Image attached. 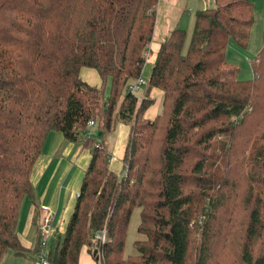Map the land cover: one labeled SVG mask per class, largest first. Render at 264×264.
<instances>
[{"label": "trees", "instance_id": "obj_1", "mask_svg": "<svg viewBox=\"0 0 264 264\" xmlns=\"http://www.w3.org/2000/svg\"><path fill=\"white\" fill-rule=\"evenodd\" d=\"M157 5L0 0V261L7 251L29 255L17 237L25 198L38 249L30 178L47 136L60 133L89 159L64 231L48 246L49 264H78L82 247L97 251L100 264H264V20L249 81L225 52L231 41L249 45L250 1L215 0L196 12L188 42L184 30L169 33L147 83L163 94L162 110L146 120L153 101L129 89L146 64ZM81 69L101 87L84 82ZM90 121L97 140L82 139ZM118 124L128 128L120 175L106 143ZM136 209L145 240L125 258ZM102 230L109 239L97 246L92 235Z\"/></svg>", "mask_w": 264, "mask_h": 264}, {"label": "crops", "instance_id": "obj_2", "mask_svg": "<svg viewBox=\"0 0 264 264\" xmlns=\"http://www.w3.org/2000/svg\"><path fill=\"white\" fill-rule=\"evenodd\" d=\"M215 3V0H214ZM163 13H162V12ZM156 18L154 24V32L151 40V44L149 46L146 63L154 64L156 60V54L160 48L161 43L167 37L169 33L178 28L177 24L179 23L183 11L178 8L177 0H158V5L156 7ZM163 15V16H162ZM173 17L174 22L169 21L168 19ZM165 18V19H163ZM162 19V20H161ZM186 41L188 42L189 40ZM90 71L89 69H81L79 74L81 79L92 85L98 86L95 84V72ZM99 78V77H98ZM149 79V77H148ZM148 91V86H147ZM144 92L141 99L148 97L153 101V104L147 109L144 113V119H153L161 113L162 110V93L156 89H152L150 91ZM128 128L123 126L118 129V133L116 135V149L114 154H118V161L114 160V156L109 157L110 169L116 175L121 172L123 163L121 161L124 149L125 142L128 136ZM73 144H65L63 146V138L61 134L57 133H49L47 136L45 143L42 147V152L39 159L36 161L33 171L31 173V180L34 186L35 200L38 204L39 213L40 207H48L52 212L51 223L53 227L52 231V239L57 238V235H61L64 231V227L67 224V221L70 217V214L73 209V199H68V191L72 190V192L78 193V189L82 180V175L79 170H75V160H78L80 153H84V150L77 146V150L73 153ZM60 147L66 148V152H60ZM113 157V159H112ZM89 159L86 157L83 161L82 171L85 170L87 166V162ZM66 160V162H65ZM70 162V163H69ZM77 162V161H76ZM83 174V172H82ZM78 182L79 185H78ZM28 200V199H27ZM21 203L20 212L18 215V223H22L25 231L35 230L36 227L32 223L33 221V208L28 200V204L26 202ZM69 204V205H68ZM74 205V204H73ZM72 206V207H71ZM40 217V214L38 215ZM39 222V219H38ZM19 226V224H18ZM18 232V228H17ZM18 237V235H17ZM20 240V238H19ZM21 242V241H20ZM21 245L28 250L22 243ZM80 255L78 259V264H84L80 261L81 257L84 259H88L87 264H94L91 261L97 258V253L93 256V253L89 251L86 247H82L80 250ZM94 251V250H93ZM29 252V250H28ZM92 259V260H91ZM85 261V260H84ZM0 264H39L35 261V253L29 252V255L26 256H15L13 253L7 251L4 253L3 258L1 259Z\"/></svg>", "mask_w": 264, "mask_h": 264}, {"label": "rangeland", "instance_id": "obj_3", "mask_svg": "<svg viewBox=\"0 0 264 264\" xmlns=\"http://www.w3.org/2000/svg\"><path fill=\"white\" fill-rule=\"evenodd\" d=\"M250 1L255 9V13H254V23L251 29V33H250V42L248 47L245 50H241L239 49L235 43H233L232 41L229 43V45L227 46L226 49V61L227 63H229L230 65L234 66V68L239 69V74H238V79L242 80V81H249L252 78V69L250 68V60L253 59L256 54L257 51L260 49L261 47V42H262V32H263V20H264V0H247ZM177 4H178V8L181 9V11H183V14L181 16V19L179 21V23L177 24L178 28L181 30H184L187 36V40L190 39V35L193 31L194 25V16L196 14V12L198 11H204L205 9H211L214 7L215 3L214 0H177ZM162 12V11H161ZM163 13V12H162ZM163 16V15H162ZM165 19V18H163ZM162 20V19H161ZM171 22H174L173 17H170L168 19ZM168 36V35H167ZM148 58V57H147ZM146 58V59H147ZM151 68H152V64L146 63L143 67L142 70V74H141V79L144 81V83L146 85L141 86L139 89V92L134 95L137 99H141L142 95L144 94L145 91H147V83H148V77L150 76L151 73ZM91 71V70H90ZM94 73V72H93ZM95 84L94 85H98V87H101L102 82L100 81V78H98V75L95 73ZM104 95L105 97H108L109 91H110V87H109V81H107L104 85ZM95 126V124H94ZM124 125L122 124H118V126H116L115 131L113 134L108 135L106 138V143L107 146L109 147V155L114 156V160L116 162L118 161V154H114L115 149H116V135L118 133V129L122 128ZM97 133L96 129L93 127H89L87 128L84 136L82 139H95L97 140ZM128 137V136H127ZM127 140V138H126ZM126 143V142H125ZM67 145L68 143L63 142V146ZM78 145L72 146L73 148V153L75 152V150H77ZM66 152V148H62L60 147V152L59 154L62 152ZM88 152L89 150H85L84 153H80L78 160H75L74 163L75 164V170H79L81 175H82V165H83V161L86 157H88ZM113 159V157H112ZM77 161V162H76ZM66 162V160H65ZM70 163V162H69ZM88 164V162H87ZM120 175V173L118 174ZM81 181V180H80ZM80 182H78L79 185ZM79 187V186H78ZM68 199L71 198L73 199V204L76 200V196L74 192H72V190L68 191ZM26 204H28V200L25 198ZM72 204V206H73ZM69 205V204H68ZM71 206V207H72ZM139 212L140 209H136L135 211H133L131 217H130V222L126 231V240H125V244H124V257H129V256H134L136 254L135 250H133V244L137 241H143L145 240V236L138 234L137 233V228L138 225L140 223L139 220ZM18 238H20L21 243L29 250L30 253H32V255L34 254V248L36 245V234H35V230L33 228V230L30 231H25L24 230V226L22 223H18ZM91 261L92 263L94 262V264H100L101 260L100 258H95ZM85 260V261H84ZM80 261H82L84 264H87L89 261L88 259H84L83 257H81ZM1 263V261H0Z\"/></svg>", "mask_w": 264, "mask_h": 264}, {"label": "built area", "instance_id": "obj_4", "mask_svg": "<svg viewBox=\"0 0 264 264\" xmlns=\"http://www.w3.org/2000/svg\"><path fill=\"white\" fill-rule=\"evenodd\" d=\"M147 57V56H146ZM146 85L142 79H137L135 83L132 85V87L129 89V92L131 94L136 95L139 92V89L141 86ZM89 127H94V123L90 121L87 125V128ZM125 173H123V176ZM78 195V194H77ZM76 195V197H77ZM40 217H39V225L37 229V235L39 240V246L37 251L35 252V261L38 262L39 264H49L47 261L48 258V246L50 244V241L52 239V223H51V218H52V212L51 210L47 207H40ZM108 236L106 230L98 231L93 233L92 235V241L94 244L97 246H101L107 243L108 241ZM94 247H96L94 245ZM97 252V251H96ZM97 258H100L97 252Z\"/></svg>", "mask_w": 264, "mask_h": 264}, {"label": "water", "instance_id": "obj_5", "mask_svg": "<svg viewBox=\"0 0 264 264\" xmlns=\"http://www.w3.org/2000/svg\"><path fill=\"white\" fill-rule=\"evenodd\" d=\"M99 136H100V134H99ZM96 253H97V252H96V251H94V252H93V256H95V255H96Z\"/></svg>", "mask_w": 264, "mask_h": 264}]
</instances>
